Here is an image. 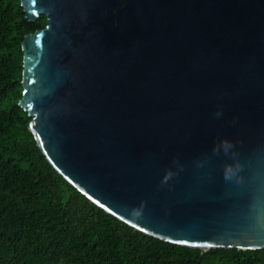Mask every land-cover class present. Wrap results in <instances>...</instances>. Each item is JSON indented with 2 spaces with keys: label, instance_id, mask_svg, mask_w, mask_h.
<instances>
[{
  "label": "water",
  "instance_id": "1",
  "mask_svg": "<svg viewBox=\"0 0 264 264\" xmlns=\"http://www.w3.org/2000/svg\"><path fill=\"white\" fill-rule=\"evenodd\" d=\"M27 130L90 203L154 239L264 248V0H19Z\"/></svg>",
  "mask_w": 264,
  "mask_h": 264
},
{
  "label": "trees",
  "instance_id": "2",
  "mask_svg": "<svg viewBox=\"0 0 264 264\" xmlns=\"http://www.w3.org/2000/svg\"><path fill=\"white\" fill-rule=\"evenodd\" d=\"M47 21L0 0V264H264L257 250H199L133 230L68 185L47 163L17 106L20 40Z\"/></svg>",
  "mask_w": 264,
  "mask_h": 264
}]
</instances>
